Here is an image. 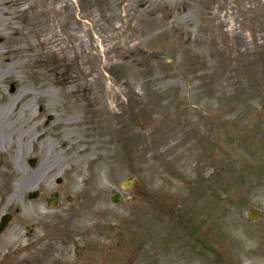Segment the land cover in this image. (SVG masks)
Returning <instances> with one entry per match:
<instances>
[{
    "label": "rangeland",
    "instance_id": "obj_1",
    "mask_svg": "<svg viewBox=\"0 0 264 264\" xmlns=\"http://www.w3.org/2000/svg\"><path fill=\"white\" fill-rule=\"evenodd\" d=\"M19 2L0 24V51L20 46V34L36 43L44 60L20 77L33 88L42 79L52 108L18 111L34 120L17 129L45 135L27 140L22 163L40 185L0 207L13 216L0 264H256L264 214L248 212H264V0ZM76 98L83 140L69 137L59 153L52 135L67 138L64 100ZM81 145L96 150L79 167L69 153Z\"/></svg>",
    "mask_w": 264,
    "mask_h": 264
},
{
    "label": "bare ground",
    "instance_id": "obj_2",
    "mask_svg": "<svg viewBox=\"0 0 264 264\" xmlns=\"http://www.w3.org/2000/svg\"><path fill=\"white\" fill-rule=\"evenodd\" d=\"M19 1L20 0H0V24L4 20L10 21L12 18L17 17L14 10L18 9L21 11L18 5L20 3ZM12 7H15L14 10ZM22 9L25 10L27 8ZM9 21H7V24ZM17 38L19 41L18 44H21L20 46H16V48L8 47L0 51V82L4 83V79H6L10 83V90L7 93L0 89V207L2 208L10 206L20 193L28 190L31 186L33 187L39 184L38 173H40V171L32 174L30 171L26 170V168L22 167V163L24 156L29 153V149L26 152L24 150L28 147L26 145L27 140L29 144L32 143V146L35 147L40 140L45 139V135L42 132L35 133L36 129H34V134L29 130L17 129V124L21 123V127L24 128L25 126H29L31 121L34 120L31 114L30 118L24 122L18 117V111L21 112V115H24L29 107H32V105L35 106L41 101V107L44 105L48 109L52 108L50 102L45 100L46 92L43 88L46 86V83L41 81V77V80L35 81L36 86L34 88L28 84L25 86L22 84L20 75L24 73L26 67L29 68L28 64L30 62L43 61L44 58L38 56L40 52L36 48V43L32 45L25 34H20ZM46 43V41H39L38 45H45ZM37 57H40V59ZM45 64H37V74L39 76L43 68L46 67ZM32 93L34 97L28 100L26 104L20 105L21 102L30 97ZM84 94H90V89L86 88ZM81 99L88 104L84 95ZM64 101L73 109L71 119L66 121V127L68 128V133L66 132L67 138L60 137L64 130L54 133L52 137L55 139L57 138L59 142L62 140L61 146H63V150L59 151V153L64 152L66 154L69 150V144H67L69 137L76 136L74 142H81L83 140V137L79 134L83 110L80 109L78 98H76L75 101L72 100V103L68 100ZM12 106L13 109L10 110ZM88 107H92V105L88 104L87 108ZM34 128H37L36 125H34ZM95 150L96 146L93 145L90 147L81 145L79 148L75 146L73 152L69 153L76 157V161L72 164L76 163L77 166L80 167L86 162H91ZM96 159H98L97 156ZM55 162V158L49 157L47 159L46 157L42 164L46 167V164L55 165ZM40 169L42 170V167H40ZM66 172H68V169ZM68 173L67 188L72 189L80 183L78 177L82 176L83 172L80 168L78 171H70ZM247 250H254V248H248ZM263 253L264 251L257 252V256L261 258L257 259L258 262H256V264H264Z\"/></svg>",
    "mask_w": 264,
    "mask_h": 264
},
{
    "label": "water",
    "instance_id": "obj_3",
    "mask_svg": "<svg viewBox=\"0 0 264 264\" xmlns=\"http://www.w3.org/2000/svg\"><path fill=\"white\" fill-rule=\"evenodd\" d=\"M32 162L34 163V161H32ZM128 184H129V183H128ZM128 184L125 183L123 186H127ZM56 199H57V196L55 195V196H54V199H53V202H55ZM113 199H114V200H118V199H119V196H118L117 193L114 194ZM259 215H260V212L255 211V210H252L251 213H250V217H251V218H256V217L259 216Z\"/></svg>",
    "mask_w": 264,
    "mask_h": 264
}]
</instances>
